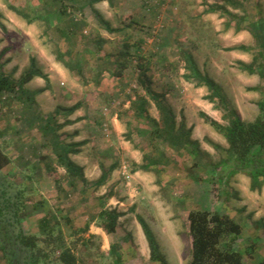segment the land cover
Returning <instances> with one entry per match:
<instances>
[{"label": "rangeland", "instance_id": "1", "mask_svg": "<svg viewBox=\"0 0 264 264\" xmlns=\"http://www.w3.org/2000/svg\"><path fill=\"white\" fill-rule=\"evenodd\" d=\"M108 1L112 8L116 6L121 13L128 15L116 16L118 28L131 26L130 33L146 37L127 39L122 32H114L113 38H109L108 48H104L105 42L97 44L95 38L88 41L92 34L99 35L97 41L104 39L96 28V23L101 24L99 17L92 18L87 33L83 35L87 41L85 48L80 50L84 52L83 57L75 54L74 58L73 50L65 52L66 59L70 61L77 63L82 60L81 76L57 59V53L69 43L65 46L60 43L58 31L48 20L37 19L34 26H29L46 52L42 59L50 60L52 65L54 61L61 63L66 69L62 73L63 70L55 68V72L61 74L58 85L69 96V101L81 102L79 111L72 116L81 115V133L73 135L79 130L64 127L70 121L66 120V115L40 114L38 106H31L39 115L53 118L52 127L56 128L63 141L82 144L83 150L78 146L79 152L70 155L74 156L76 163L80 162L87 182H71L66 170L57 164L55 156L45 146L46 138L40 123L26 121V118L31 119V114L30 111L25 114V110L31 109L19 101L0 102V145L12 159L0 178L5 176L11 182L14 186L12 191L16 187L25 190L28 216L22 220V228L27 234L39 233L38 220L45 213L54 211L60 219L65 245L70 247L81 264H111L114 258L110 252L112 244L117 246L126 264H163L151 258L148 241L138 221L140 215L154 232L165 263L187 264L192 254L188 213L194 208H204L219 211L240 223L242 233L234 241V247L242 251L249 264H256L264 259L263 247L259 249V255L255 253L261 238H264V187L260 191H252L250 177L242 173L218 180L222 171L218 172L217 164L228 156V142L224 132L206 122L201 112L225 126L224 111L205 98L209 93L206 86H198L195 80H187L184 76L189 72L185 52L190 53L195 62L197 58L200 61L210 59V54L216 53L224 65L223 69L226 66L223 74L227 77L221 80V89L241 118L253 121L259 114L257 101L264 93V79L241 69L239 61H253L259 51L256 39L248 29L236 30L238 18L222 11L209 12V5L214 0H125V9L120 7L123 0ZM240 1L243 6L239 8L227 6L233 13L244 17L243 27L258 19L264 22V0ZM27 2L32 5L28 10L30 13L41 9L36 7L39 0H0L2 29L11 24L3 13L13 11L8 5L26 6ZM154 6V13L147 11ZM144 12L153 14L155 19L150 28L135 25V22L142 23L140 19ZM44 14L47 16L46 12ZM17 16L25 25L27 20ZM80 16L90 19L88 14ZM137 26L141 29L138 33ZM16 31L10 29L5 32L13 37ZM138 45L140 47L136 50ZM239 45H245L249 50L233 48ZM103 48L110 53L96 58L94 53L98 54ZM140 56L151 58L150 64L146 62L145 66H149L148 73L156 83V87H151L152 92L159 93L174 112L177 126L184 122L190 137L192 134L199 139L193 138L192 143L178 147L166 142L164 135L153 137L145 132V128L150 129V122L138 114V107L140 101L145 100V108L150 114L157 106L152 93L137 83L136 71L132 73L129 70L123 78L113 79L115 75L120 76L128 65H142L144 59ZM261 61L259 56L256 65ZM206 64L205 61L204 66ZM104 70L111 73L110 76L106 74V79L102 77ZM64 73H68L67 77ZM70 74L79 82L73 81ZM124 77L129 82H124ZM257 86L259 90H249ZM29 162V166L38 163L36 165L42 168L27 173L26 163ZM47 162L53 167L49 173L45 167ZM148 162L156 164L148 170L140 168ZM103 171L108 173V178L96 186L95 182ZM103 209H116L122 213L115 232L104 227ZM59 233L55 234L54 241ZM83 239H87V245ZM44 249L50 248L45 246ZM59 255L58 250L53 252V261ZM0 264H8L1 251Z\"/></svg>", "mask_w": 264, "mask_h": 264}, {"label": "trees", "instance_id": "2", "mask_svg": "<svg viewBox=\"0 0 264 264\" xmlns=\"http://www.w3.org/2000/svg\"><path fill=\"white\" fill-rule=\"evenodd\" d=\"M59 1L63 3V0ZM70 1L76 2L78 6L73 3L71 5H65L64 3L62 13L68 14V8L75 10L74 8L80 9L86 5L84 0L83 3L82 0ZM92 1L98 2L102 0ZM227 4L234 5L236 8L243 6L240 0H214V3L209 5L208 11H222L223 14L226 13L231 17L238 18L236 19V30L248 29L252 32L259 47L258 54L254 56L251 63L239 61L240 67L250 74H258L264 79V22L258 19V22H250L243 27L242 22L244 17L233 13ZM8 6L29 23L37 19L48 20L44 14L45 12L41 9L39 11L35 10V13H30L28 10L32 5L28 2L26 6L13 4H9ZM102 23L109 31L119 30L118 28H112L103 19ZM78 24L72 26L74 31L78 28ZM48 26L50 27V25ZM61 28L65 29V26L62 25ZM62 29L59 30L62 31ZM67 29H70V26ZM73 29L70 30L73 31ZM233 48L249 50L245 45ZM184 54L187 62L186 69L189 71L184 75L185 78L187 80H195L196 85L208 88L209 93L205 98L215 103L218 109L224 111L223 118L227 121L225 126L221 125L205 112H201V116L206 122L224 132L228 142V156L221 159L217 164L218 172L222 171V175L218 176V180L222 181L225 177L238 173L246 174L251 179L250 189L252 191H260L264 187V93L257 101L259 108L258 116L253 121H245L241 118L238 111L230 105L225 92L215 80L198 68L194 57L190 53L185 52ZM259 56L262 57V61L259 65H256L255 62ZM57 59L62 61L70 71L75 72L79 76L82 75L83 66L81 59L77 63L72 60L70 61L66 59V53L62 51L57 53ZM140 59H144V62L141 63L142 65H139L138 83L147 92L152 93V98L162 115L160 120L151 117L145 108L146 101L142 99L138 107V114L144 116L150 122V129L145 128V132H148L153 137L164 135V140L173 146L179 147L186 145L188 142L190 143V131L185 129V123L182 122L180 126H177L174 112L166 105L159 93L152 92L151 81L144 70L146 62H150L151 58L140 56ZM34 76H41L48 80L47 75L35 67L34 60H32V67L19 80L6 75L0 64V102H5L1 100H7L8 102L19 101L25 107L31 109L32 111L25 110V114L29 113V111L31 114V119L26 118V121L40 123L43 136L46 138L44 141L45 146L55 156L57 164L66 170L71 182H73L72 180L87 182L83 167L76 163L70 155L71 153L79 152L78 146L81 143L63 141L61 136L57 134L56 128L52 127L53 118H44L43 115H39V112L35 111L34 107H32L35 104L33 95L24 86ZM249 90H259V87H250ZM80 106L81 102H77L73 106L63 110L71 113ZM11 163V157L6 149L4 150L0 145V176L3 169ZM26 164H28L26 167L27 173H30L33 169L39 170L42 168L36 165L38 163L32 166H29L30 162ZM155 164L154 162H148L140 166V168L148 170ZM45 167L48 173L53 170L49 162L46 163ZM114 168L112 167V169ZM107 178L108 173L103 171L100 178L95 182L96 186L103 184ZM6 179L5 176L4 179L0 178V251L2 252L4 261L8 264H81L74 252L70 250V247L65 245V237L62 235L60 229V219L54 211L45 213L38 220L39 233L27 234L24 231L21 223L28 216L25 190L16 187L17 189L12 191L14 186L12 187L11 182ZM121 215L122 213L116 209L102 210V216L105 219L104 227L107 231H116L118 218ZM188 220L189 232L192 239V254L187 264H249L242 251L234 247V241L242 233V226L234 218L221 214L219 211L196 208L189 211ZM138 221L148 241L152 260L162 261L163 264H166L165 257L160 251L159 243L150 225L140 215H138ZM86 229L87 227L83 230L86 231ZM57 233L59 235L54 241L53 238ZM42 243L50 249H44L45 246H41ZM83 243L87 245V239H83ZM57 250L60 255L56 261H53L51 257L52 253ZM258 250L257 246L255 253ZM110 252L114 257L111 264H126L115 244H112ZM83 263L85 262L83 261ZM256 264H264V259L257 261Z\"/></svg>", "mask_w": 264, "mask_h": 264}, {"label": "crops", "instance_id": "3", "mask_svg": "<svg viewBox=\"0 0 264 264\" xmlns=\"http://www.w3.org/2000/svg\"><path fill=\"white\" fill-rule=\"evenodd\" d=\"M30 1V0H28ZM39 5H36V7H41V10H44L47 14V19L48 22L51 24V26H53V28L58 31V34L60 36V43H63V46H65L66 43H69L68 46H66L65 48H61L62 52H66V51H72L71 53L72 56L74 57L75 54L79 55L80 57H83L84 52H80V50L85 48V45L87 43L85 37L83 36L85 33H87V27L89 25V22H91L92 18H95L96 16H98L99 21H101V24H97V31H99L101 34V36L104 39H97L99 38L97 34H92L93 37H88V41L91 40L90 38H95V42H97V44H102L103 42H105V47L104 48H108V43H109V38H113L114 32L119 33L122 32L121 34H123L124 36H126V38H130V39H143L145 38L142 35H134L132 33H130L129 29H131V26L127 27L125 26H121V28H118V25L115 23L116 21V16L119 14H122L119 10V8H117L116 6L114 8L111 7V4L108 0H102V1H98V2H93L92 0H84V3L86 4L84 8H74L75 10H73L72 8H68L69 14H64L62 13L63 11V7H64V3L65 5H71L72 3L75 4L76 6H78L76 4V2H71L70 0H63V3L60 2L59 0H39ZM83 3V0H82ZM127 3H125V0H123L120 3V7H123L125 9ZM47 10L48 11L47 13ZM153 11L156 10V7H152L151 9H147V11ZM10 11V10H9ZM123 11V9H122ZM50 12V13H49ZM5 16H8L9 21L11 22L10 25L6 24L5 29L1 28L0 25V64L2 65L3 71L6 73V75L12 77L13 79L19 80L24 73H26L31 67H32V60L35 61V67L42 71L45 75H47L48 80H46L45 78L41 77V76H34L30 81H28L27 83H25V88L30 91V93L33 95L32 97L34 98L35 101V105L38 106L40 109V114L46 113L48 114H54L56 115V117H58L59 115H66L68 119L66 120H70L67 124L64 125V127L66 129H77L79 131H75V133H73V135H77L78 132L81 133L80 128V124L82 123V118L81 115L80 116H76V117H72L77 111H79L78 109L75 110L74 112L68 113L66 112L65 108H69L71 106H73L75 103L73 101H69V96L65 93V91L63 90V88L61 89L58 85L59 82V75L57 71L55 72V68L56 70H63L62 73L64 71H66V69H64V67L62 66V64H58L53 62V65L51 64L49 58V62H46V60L43 58L42 56L46 53L45 50L42 47L41 41L40 39H38V37H36V35L30 31L29 26H34L33 22H25V25H27V29H25V25L24 23H22V21L18 20V14L16 12L10 11V12H6L3 11ZM82 14H88V18L90 19H86V17H81L80 15ZM156 14V13H155ZM55 15V16H54ZM124 16H128L127 14L123 13ZM153 15V14H152ZM152 15H148L147 12H144V14L142 15L141 19L142 20L141 24L138 22H135V25H140L142 27H146V28H150L153 24V22L155 21V19L152 18ZM59 18L58 20H52L53 18ZM205 16H202V19H204ZM102 19L109 23L110 26L113 28H118L119 30L116 31H109L108 28L102 23ZM126 18H124L125 20ZM25 20V19H24ZM171 20V19H170ZM95 21L93 20L92 23H94ZM79 23V24H78ZM75 24H78V28L74 31V29L72 28V26H74ZM65 26V29H62L61 27ZM11 26V27H10ZM19 26V27H18ZM70 26V29L73 31H71L70 29H67ZM127 27V28H126ZM19 28L20 30H22V33L18 31ZM10 29H16V35L13 37H10L7 35L6 32H9ZM59 29H62V31H60ZM168 32L170 33L171 30L167 29ZM6 31V32H5ZM137 33L141 31V29L137 26L136 28ZM84 32V33H83ZM243 35L245 36L246 33H243ZM97 36V37H96ZM22 39H25V43H22ZM59 39V38H58ZM86 41V42H85ZM103 45V44H102ZM142 45V44H141ZM140 47V45L136 46V50ZM102 49L101 51H98L99 53H94V55L96 56H106L108 52L105 49ZM94 52V50H91V52ZM107 52V53H106ZM122 52V51H121ZM140 52V51H138ZM211 57L210 59H206V66H204L205 61L203 60H199L200 58L196 59V64L198 66V68L205 74H208L212 79L215 80V82L220 86H222L221 80L224 79V76L227 77L226 74H223L225 72V69H223L224 65L220 63L219 59H218V55L216 53L210 54ZM75 58V57H74ZM133 61H135V57L132 58ZM195 59V58H194ZM198 62V63H197ZM150 64V62L148 63V65ZM148 65H146L145 67V72L149 78V80L151 81V87L155 86L156 87V83L154 80V77L151 76V74L148 73L149 69H147V67H149ZM208 65V66H207ZM131 71L132 73L136 71V81L138 83V77H139V73H140V67L139 66H129L124 68L123 73L119 76V75H115L113 76V79H117L119 77L126 76V74L128 73V71ZM68 71V70H67ZM100 71V70H98ZM105 71V70H104ZM69 72V71H68ZM70 73V72H69ZM226 73V72H225ZM65 74V73H64ZM68 74V73H67ZM67 74L64 75V77H67ZM108 74L110 76L111 73H107V71L102 73V77H107ZM70 76L72 77L71 79L73 81H76L77 83L79 82L72 74H70ZM106 79V78H105ZM124 82H129V80L124 77ZM172 82V81H171ZM171 82H169V85H171ZM168 84V83H167ZM141 85V84H140ZM142 86V85H141ZM143 87V86H142ZM223 89V88H222ZM224 91V90H223ZM211 104H214L213 102H211ZM155 105V104H154ZM151 116L157 120H160V110L158 109V107H154L151 110ZM45 118H50L49 116H47ZM62 117V116H61ZM63 120V122L65 121V119H60V121ZM62 122V121H61ZM91 127V126H90ZM199 134V133H198ZM200 135V134H199ZM192 140H194L193 138H196L195 140L199 139V137L197 136H192L190 137ZM76 140V139H75ZM82 145V144H81ZM81 145H79V149L83 150L84 147H81ZM73 160H76L74 158V156L71 157ZM85 163V162H83ZM80 164V162L78 163ZM82 164V163H81ZM196 209V208H194ZM264 248V238H261L260 243L258 244V249L260 248ZM258 255H259V250L257 251Z\"/></svg>", "mask_w": 264, "mask_h": 264}]
</instances>
